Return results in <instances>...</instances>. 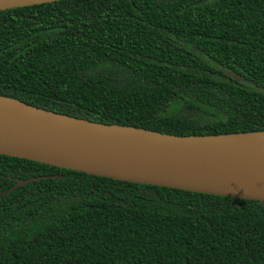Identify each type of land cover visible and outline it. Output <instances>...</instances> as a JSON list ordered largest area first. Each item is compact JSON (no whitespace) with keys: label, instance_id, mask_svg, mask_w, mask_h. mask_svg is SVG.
<instances>
[{"label":"trees","instance_id":"1","mask_svg":"<svg viewBox=\"0 0 264 264\" xmlns=\"http://www.w3.org/2000/svg\"><path fill=\"white\" fill-rule=\"evenodd\" d=\"M0 96L172 135L264 131V0L0 11ZM27 179L0 196V264H264V202L0 155V195Z\"/></svg>","mask_w":264,"mask_h":264},{"label":"water","instance_id":"2","mask_svg":"<svg viewBox=\"0 0 264 264\" xmlns=\"http://www.w3.org/2000/svg\"><path fill=\"white\" fill-rule=\"evenodd\" d=\"M54 1L59 0H0V11ZM0 155L117 181L264 202V131L172 135L0 96ZM32 180H19L0 196Z\"/></svg>","mask_w":264,"mask_h":264}]
</instances>
